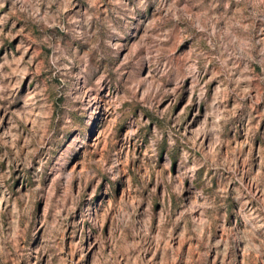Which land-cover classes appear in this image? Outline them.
Wrapping results in <instances>:
<instances>
[{
	"label": "rangeland",
	"instance_id": "1",
	"mask_svg": "<svg viewBox=\"0 0 264 264\" xmlns=\"http://www.w3.org/2000/svg\"><path fill=\"white\" fill-rule=\"evenodd\" d=\"M0 264H264V0H0Z\"/></svg>",
	"mask_w": 264,
	"mask_h": 264
}]
</instances>
